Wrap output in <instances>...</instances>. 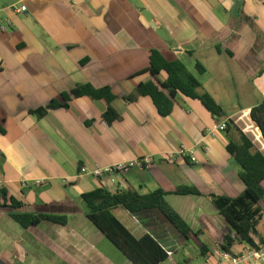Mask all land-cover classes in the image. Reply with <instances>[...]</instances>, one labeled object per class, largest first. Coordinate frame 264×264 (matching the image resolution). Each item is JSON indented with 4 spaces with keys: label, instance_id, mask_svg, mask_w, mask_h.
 <instances>
[{
    "label": "crops",
    "instance_id": "1",
    "mask_svg": "<svg viewBox=\"0 0 264 264\" xmlns=\"http://www.w3.org/2000/svg\"><path fill=\"white\" fill-rule=\"evenodd\" d=\"M152 50L181 61L222 106L223 118L182 95L166 117L149 96L131 99L139 83L154 80L149 72L137 75L149 68ZM86 83L112 89L119 120L106 122L107 102L90 97L43 117L31 114ZM263 101L264 0H0L2 188L23 203L17 211L68 217L65 226L25 229L0 207V264H133L88 218L81 196L99 187L165 191L197 236L188 240L158 209L118 207L114 215L136 238L149 235L162 246L169 254L162 264H214L224 237L234 234L210 196L238 197L245 184L227 150L237 133L210 131L232 119L264 155L251 118ZM115 164L130 166L101 178L82 173ZM39 179L44 183L33 185ZM179 187L201 195L178 194ZM259 207L257 244L264 239V199ZM203 246L212 252L201 257ZM247 247L236 242L232 253Z\"/></svg>",
    "mask_w": 264,
    "mask_h": 264
},
{
    "label": "trees",
    "instance_id": "2",
    "mask_svg": "<svg viewBox=\"0 0 264 264\" xmlns=\"http://www.w3.org/2000/svg\"><path fill=\"white\" fill-rule=\"evenodd\" d=\"M220 50V49H219ZM85 63L82 61L81 64ZM199 74H205L206 68L199 62L196 64ZM149 72L154 80L141 82L137 85V96H149L161 116H170L174 108L177 95L199 100L214 116L222 119L223 108L207 92H201V82L179 60L168 61L161 52L152 50L150 66L137 75ZM165 72L167 78L161 81L160 74ZM90 97L94 100H105L108 108L103 118L108 123L120 119V115L111 106L117 95L108 86L96 88L90 83L78 85L69 93H62L51 100L45 107L31 111V114L43 117L49 109L69 108L74 98ZM252 120L258 125L264 138V101L257 104L251 111ZM227 134L237 133V139H230L227 150L240 167L239 176L245 184V191L238 197H227L212 194V202L218 209L219 215L225 220L234 236L226 235L219 245V250L232 254L236 242L259 249L264 245L257 244L253 238L255 224L262 215L259 207L264 199V155L255 149L253 142L237 127L232 119L226 121ZM0 132L6 130L0 123ZM177 193L181 195H201L195 187H179ZM81 199L88 208L89 220L133 263V264H162L169 254L151 236L136 238L114 215V210L122 207L131 213H138L147 209H158L162 214L189 240L197 233L191 229L182 216L166 201V192L159 189L149 194H139L134 191L118 190L111 192L104 187L96 188L84 193ZM23 203L9 197L4 188L0 189V207L10 208V216L23 228L39 226L43 222H50L65 226L68 224L66 215L44 213H28L17 211ZM210 251L203 246L200 256H207Z\"/></svg>",
    "mask_w": 264,
    "mask_h": 264
},
{
    "label": "built area",
    "instance_id": "3",
    "mask_svg": "<svg viewBox=\"0 0 264 264\" xmlns=\"http://www.w3.org/2000/svg\"><path fill=\"white\" fill-rule=\"evenodd\" d=\"M18 12H22L21 9ZM227 128L226 122H222L216 129H212L210 133H213L215 130L218 131H225ZM206 150H209L208 147H205ZM185 150L181 149L178 154L184 153ZM191 157H193L194 152L189 151ZM151 159H147L146 164H151ZM130 165L126 164H115L106 168H94L93 170L88 171L87 169H82L83 174H91L94 177L101 178L104 175H109L112 173H123L125 172ZM89 172V173H88ZM44 183L42 180H35L33 181V185L40 186ZM2 183L0 181V189L2 188ZM23 187H28V183L26 180L21 182ZM201 264H211L208 260ZM214 264H264V245L261 246L259 249H254L248 246L245 250L241 253L234 254V253H227L223 251H219L216 254V262Z\"/></svg>",
    "mask_w": 264,
    "mask_h": 264
},
{
    "label": "rangeland",
    "instance_id": "4",
    "mask_svg": "<svg viewBox=\"0 0 264 264\" xmlns=\"http://www.w3.org/2000/svg\"><path fill=\"white\" fill-rule=\"evenodd\" d=\"M194 246H195L194 244L190 245V248L189 249L192 250Z\"/></svg>",
    "mask_w": 264,
    "mask_h": 264
}]
</instances>
